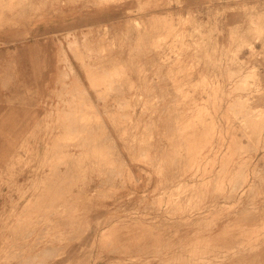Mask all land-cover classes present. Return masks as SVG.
Wrapping results in <instances>:
<instances>
[{
	"label": "rangeland",
	"instance_id": "374dc122",
	"mask_svg": "<svg viewBox=\"0 0 264 264\" xmlns=\"http://www.w3.org/2000/svg\"><path fill=\"white\" fill-rule=\"evenodd\" d=\"M263 8L0 0V264H264Z\"/></svg>",
	"mask_w": 264,
	"mask_h": 264
},
{
	"label": "bare ground",
	"instance_id": "6f19581e",
	"mask_svg": "<svg viewBox=\"0 0 264 264\" xmlns=\"http://www.w3.org/2000/svg\"><path fill=\"white\" fill-rule=\"evenodd\" d=\"M24 1V0H23ZM262 5V4H261ZM263 6V5H262ZM262 8V7H261ZM264 9V8H263ZM161 15H162V13H161ZM167 15V14H166ZM172 18V17H171ZM145 19V18H144ZM153 19V18H152ZM157 19V18H156ZM164 20V19H163ZM169 21V20H168ZM116 22V21H115ZM150 23V22H149ZM172 27V26H171ZM86 28V27H85ZM264 30V29H263ZM79 31V30H78ZM72 32V31H71ZM128 34V33H127ZM71 37V36H70ZM260 38V37H259ZM77 43V42H76ZM74 43H73V41H71L70 43H69V46L68 47H70V49L72 50L73 48H72V45H73ZM140 46V45H139ZM177 46V45H176ZM259 46V45H258ZM62 51H63V58L64 59H66L67 61H68V63H69V65H68V67L69 66H71V62L68 60L69 59V56H68V53H67V51H66V48L64 47V46H62ZM67 64V63H66ZM242 66V65H241ZM72 68H73V70H72V72H74L75 73V76H76V78L77 79H79L81 82H82V80L79 78V76H78V74H77V72H76V70L74 69V67H73V65H72ZM105 72V71H104ZM234 72V71H233ZM244 72H247V71H244ZM249 75V74H248ZM99 77V76H98ZM93 79V78H92ZM97 81V80H96ZM239 82V81H238ZM243 82V81H242ZM241 82V83H242ZM253 83V82H252ZM239 84V83H238ZM84 85V84H83ZM242 85H243V83H242ZM246 86V85H245ZM86 88V87H85ZM239 88V87H238ZM234 89V88H233ZM111 92V91H110ZM109 92V93H110ZM88 93V92H87ZM105 93V92H104ZM89 95V94H88ZM207 99V98H206ZM207 101V100H206ZM215 101V100H214ZM87 102V101H86ZM89 105H92V107H90V110H88V111H86V112H90V114L91 115H86V113H85V115L86 116H81L80 117V119H81V121H86L89 117H91V116H97V111H98V109L96 110V108H98L96 105H95V103H93L91 100L89 101L88 100V102H87ZM234 106V105H233ZM235 107V106H234ZM86 109H87V107H86ZM83 110H80V111H75V113H77V112H82ZM100 111V110H99ZM246 113V112H245ZM261 113V112H260ZM99 114V116H100V113H98ZM255 114V113H254ZM208 115V114H207ZM238 116H240V115H238ZM262 116V115H261ZM252 117V116H251ZM263 117V116H262ZM99 118V117H98ZM239 118V117H238ZM97 119V118H96ZM103 119V118H102ZM235 119V118H234ZM248 120V119H247ZM259 121V120H258ZM105 122V121H104ZM94 123V122H93ZM86 124V123H85ZM245 124V123H244ZM81 125V124H80ZM231 125V124H230ZM240 126V125H239ZM245 126V125H244ZM260 126H261V124H260ZM92 127V126H91ZM96 127V126H95ZM94 127V128H95ZM250 127V126H249ZM90 128V127H89ZM240 128V127H239ZM241 128H242V126H241ZM246 129V128H245ZM248 130V129H247ZM260 130H261V128H260ZM255 131V130H254ZM246 132V131H245ZM110 136V135H109ZM245 136V135H244ZM246 137V136H245ZM264 137V136H263ZM103 139V138H102ZM247 139H248V137H247ZM249 140V139H248ZM151 142V141H150ZM100 147V146H99ZM143 147V146H142ZM104 148V147H103ZM176 148V147H175ZM105 149V148H104ZM110 150V149H109ZM229 150V149H228ZM81 151V150H80ZM105 151V150H104ZM111 151V150H110ZM89 154V153H88ZM87 154V155H88ZM124 154V153H123ZM233 155V154H232ZM95 157V156H94ZM93 157V158H94ZM227 158V157H226ZM96 160V159H95ZM126 160V159H125ZM121 161V160H120ZM75 162V161H74ZM112 162V161H111ZM156 162V161H155ZM115 163H117V162H115ZM70 164V163H69ZM110 165V164H109ZM245 165V164H244ZM262 165V164H261ZM112 166V165H111ZM137 166V165H136ZM122 167V166H121ZM261 167V166H260ZM112 168V167H111ZM263 169V168H262ZM177 170H178V168H177ZM130 171V170H129ZM115 172H117V171H115ZM264 172V171H263ZM178 173V172H177ZM134 175V174H133ZM74 177V176H73ZM107 179V178H106ZM260 179V178H259ZM263 184V183H262ZM257 185V184H256ZM258 190V189H257ZM176 191V190H175ZM234 193V192H233ZM258 193V192H257ZM177 194V193H176ZM229 194H231V192L229 193ZM233 197V196H232ZM172 199V198H171ZM244 207V206H243ZM249 229V228H248ZM254 229V228H253ZM261 229V228H260ZM257 230H258V228H257ZM262 231V230H261ZM256 232V231H255ZM260 232V231H259ZM78 233V232H77ZM251 233V232H250ZM260 234V233H259ZM250 235V234H249ZM252 235V234H251ZM241 237V236H240ZM251 238V237H250ZM257 238V237H256ZM255 238V239H256ZM235 239V238H234ZM260 239V238H259ZM250 240V239H249ZM193 241V240H192ZM200 241V240H199ZM197 243H198V240H197ZM194 244V243H193ZM202 244V243H201ZM204 244V243H203ZM247 245V244H246ZM194 247V246H193ZM192 247V248H193ZM226 247V246H225ZM232 247V246H231ZM234 247V246H233ZM200 248V247H199ZM223 248V247H222ZM221 248V249H222ZM50 249V248H49ZM183 249V248H182ZM181 249V250H182ZM216 249V248H215ZM228 249V248H227ZM227 249H226V251H227ZM230 249V248H229ZM232 249V248H231ZM45 250H47V249H45ZM93 250V249H92ZM190 250V249H189ZM196 250V249H195ZM219 250V249H218ZM184 251V250H183ZM222 251V250H221ZM225 251V250H224ZM90 252V251H89ZM191 252V251H190ZM196 252V251H195ZM210 252H211V250H210ZM216 252H217V250H216ZM229 252V251H228ZM56 253V252H55ZM184 253V252H183ZM227 253V252H226ZM52 254V253H51ZM176 254V253H175ZM186 254V253H185ZM207 254V253H206ZM221 254H223V253H221ZM184 255V254H183ZM49 256H50V254H49ZM171 257V256H170ZM186 258V257H185ZM184 259V258H183ZM202 259V258H201ZM188 260V259H187ZM198 260V259H197ZM195 261V260H194ZM199 261V260H198ZM164 263V262H163Z\"/></svg>",
	"mask_w": 264,
	"mask_h": 264
}]
</instances>
